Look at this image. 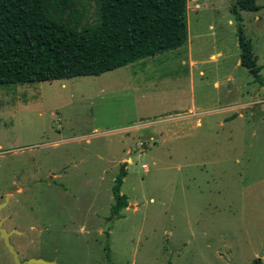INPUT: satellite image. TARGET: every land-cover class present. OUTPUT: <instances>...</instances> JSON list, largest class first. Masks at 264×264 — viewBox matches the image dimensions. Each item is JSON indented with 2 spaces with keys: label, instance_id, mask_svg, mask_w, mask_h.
<instances>
[{
  "label": "rangeland",
  "instance_id": "374dc122",
  "mask_svg": "<svg viewBox=\"0 0 264 264\" xmlns=\"http://www.w3.org/2000/svg\"><path fill=\"white\" fill-rule=\"evenodd\" d=\"M95 2L74 0L78 28L99 23ZM233 2L186 0L180 48L0 85V219L21 261L264 264V0L240 13L261 85L240 66ZM124 163L128 205L109 219Z\"/></svg>",
  "mask_w": 264,
  "mask_h": 264
},
{
  "label": "trees",
  "instance_id": "16d2710c",
  "mask_svg": "<svg viewBox=\"0 0 264 264\" xmlns=\"http://www.w3.org/2000/svg\"><path fill=\"white\" fill-rule=\"evenodd\" d=\"M94 1L99 23L78 28L71 19L82 12L68 10L70 0H0V85L99 76L188 41L186 0ZM259 9L256 0H234L230 7L238 24L240 66L261 85L240 14ZM125 177L124 163L112 187L109 219L127 208L120 194Z\"/></svg>",
  "mask_w": 264,
  "mask_h": 264
},
{
  "label": "water",
  "instance_id": "95a60500",
  "mask_svg": "<svg viewBox=\"0 0 264 264\" xmlns=\"http://www.w3.org/2000/svg\"><path fill=\"white\" fill-rule=\"evenodd\" d=\"M73 8H74L73 0H70L68 10ZM7 203H8V196L4 199L2 203H0V210L3 209ZM13 234L20 235L22 233L15 229L9 231L6 230L3 227V219H0V239L2 240L5 249L11 255L13 264H56L55 262H49L39 258H29L27 260L21 261L18 252L14 249L13 245L10 242V237Z\"/></svg>",
  "mask_w": 264,
  "mask_h": 264
},
{
  "label": "crops",
  "instance_id": "0c3cea01",
  "mask_svg": "<svg viewBox=\"0 0 264 264\" xmlns=\"http://www.w3.org/2000/svg\"><path fill=\"white\" fill-rule=\"evenodd\" d=\"M240 63V62H239ZM8 206V203L6 204V206L4 207V208H6ZM32 230H34V232H37V233H39V229L37 230V229H35V228H31ZM29 232H32V231H30V229H29ZM24 234H25V232H23ZM12 238V236L10 237V239ZM2 241V240H1ZM4 246V245H3ZM13 247H14V245H13ZM5 248V247H4ZM15 249V248H14ZM6 250V249H5ZM7 251V250H6ZM7 253H8V251H7ZM9 254V253H8ZM19 255V254H18ZM9 256L11 257V255L9 254ZM11 259H12V257H11Z\"/></svg>",
  "mask_w": 264,
  "mask_h": 264
}]
</instances>
